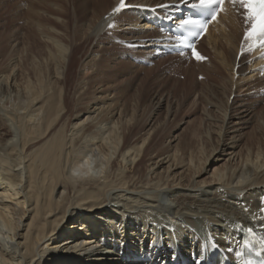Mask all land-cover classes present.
Listing matches in <instances>:
<instances>
[{
    "label": "bare ground",
    "instance_id": "6f19581e",
    "mask_svg": "<svg viewBox=\"0 0 264 264\" xmlns=\"http://www.w3.org/2000/svg\"><path fill=\"white\" fill-rule=\"evenodd\" d=\"M28 2L30 37L23 48L14 37L0 60V264H264V110L236 97L225 108L212 103L221 118L205 110L194 128L199 147L183 153L162 122L140 124L127 106L100 105L103 80L87 82L100 71L95 52L77 58L82 40L105 32L114 47L123 38L150 54L184 51L173 29L198 0H126L119 13L120 0L88 1L93 16L83 12L79 38L69 2ZM224 9L194 47L203 57L205 43L235 93L261 87L264 47L244 38L255 21L239 2ZM77 68L79 103L65 117L64 86Z\"/></svg>",
    "mask_w": 264,
    "mask_h": 264
},
{
    "label": "rangeland",
    "instance_id": "374dc122",
    "mask_svg": "<svg viewBox=\"0 0 264 264\" xmlns=\"http://www.w3.org/2000/svg\"><path fill=\"white\" fill-rule=\"evenodd\" d=\"M63 1L65 4L69 2L66 4L67 13H68L67 15H69V19H68L69 30L71 32H74L76 30L75 32L78 38L84 37L85 31L82 33L80 32L83 30V28H85V26L80 27L79 23L81 24L83 22L82 20L83 19L85 20L88 16L89 18L87 19L92 18L93 7L87 4V6L89 7L91 6V7L86 8L84 7L85 5L83 4H85L88 1L89 3H91L92 0H86V1L84 0L85 2L83 0H66V1L63 0ZM81 1H83L82 4H81ZM79 4L83 6L84 8H86V10H84V8H81L80 10L78 7ZM16 5L18 6L15 7ZM28 5H29L28 0H0V35H2V38L0 36V39H1L0 42L4 38L3 39L4 42L2 41L3 44L0 43V48H1L0 49V58H1L0 60L5 59L7 57L9 51H11V46H14V45L16 46L14 42H19L18 44H20L19 45L20 48L24 47V44L26 42L25 40L26 36L24 35H26L27 33H28L27 35H29L31 33L27 29L28 28V25L26 22L27 17L25 16V10L28 8ZM83 12L89 15L88 16L86 15L87 16L86 17ZM73 15H75V17L77 18V21H74L72 19ZM82 15L84 16L81 19ZM87 19L85 21H87ZM76 24H78V27ZM18 27H20V29ZM17 30H18V33H17ZM77 31L79 33H77ZM110 36L111 34L109 32H105V34H103L100 38L99 37L94 38L93 36L92 38L90 36L87 39L81 41L82 46L79 45L80 48L78 49V53L79 51L81 52L77 56L79 62L81 58L85 56L87 57L88 54L91 55L92 53L91 50L94 51L95 56H96L95 63L98 62V64H96L97 67L94 66L93 63L91 65H93V69L99 67L100 69L98 68V70L101 71V72L100 71L97 72V69L96 71L94 69L95 71L94 72L91 69V71H93V73L96 76L93 75L91 72L90 74H92L93 77H89V80H87V82L90 83V81L92 80L94 81L103 80L104 83L102 85H103V88L104 86L106 87V90H107V85L108 87L111 86L109 88L110 90L108 89L109 90L108 92L107 91L105 92V88L103 89L102 86L100 90L98 89L99 91L97 90L95 92L96 95L99 96V94H101L103 95L102 97H105L104 99H106V100L103 99L99 104L103 105L104 103H107L108 101L107 105L110 102H113L114 104H116L117 102V104L121 106H124V107L127 106L126 108L128 109V114H129V117L127 116V118L130 119L132 117H135L133 119L138 120L140 124H144L145 122L148 123V122H151L152 120L155 122H160V123L162 122L163 124L161 125L164 127L162 130L163 137H169V138L178 137L176 140L180 144V148L183 150V153L184 151L187 152L189 150L195 149L197 148V146L199 147L198 141L196 137L194 136L195 129H198V128L200 129V126H203L202 124L204 121L202 122V118H205L204 113L207 112L205 110H208L209 112H211L213 116L217 115L218 112H216L215 114V110H214L215 107L211 105L212 103L215 102L214 104H218V106L220 107L222 106L221 108H223L224 104L226 106L229 104V102L230 103L236 102L238 98L239 102H246L248 105V108L250 109L252 108L251 110H253L254 113L257 107H259L258 109H256L257 112L261 111L262 109L264 110V106H263L264 105V89H263L264 85L263 86L261 85L260 87L259 82L256 83V81H254L253 84L255 86L253 84H252L253 86L251 85L252 87H248V88L247 86L245 87L243 86L241 87L242 88L241 92L239 89V91L235 93L234 89H231L230 83L228 84L229 82V77H228L229 75L227 74L228 72L224 68L221 69V67L219 68L221 71H219V69L217 68L219 67L217 64V60H215L216 59L215 56L209 51L205 43L202 45L207 50L206 54L203 55L204 59L197 60L193 57L191 49L184 50V51H167L163 53L150 54L144 51L146 50L145 47H140L135 50L129 48L123 42V38H120L121 39L120 41L117 39L115 41L116 45L114 47V45H111L108 43V40H109L108 37ZM33 37L34 36L32 35L31 38ZM13 38L16 41L13 40ZM17 39H19V41H17ZM12 40L14 42H12L11 46H9L10 44L9 42ZM101 40H104V42H102ZM95 42H99V43H95ZM93 44L94 45L96 44V45L94 46ZM97 45H100V46L98 47ZM6 50H9V51H6ZM97 50L100 52L103 51L104 53L102 52V54H99L100 52H98ZM87 51L88 53H86ZM1 54H3V56ZM213 67H215L216 70L213 69ZM79 76H80L79 70L77 68L74 70L73 76L70 78L69 82L65 84L64 86L65 100L67 103L66 106H68V108L66 109L67 114H65V117H70L72 114L74 115V113L76 112L75 106L79 103L78 94L76 93V90H77L76 81L79 78ZM215 76H218L219 78L218 77L216 78ZM95 77L96 79H94ZM212 83H213V86H212ZM214 83L216 85L218 84V86H216ZM226 83H227V86H226ZM209 84H210V87L212 86V88L208 86ZM226 88L228 89L230 88L229 92H228V89L226 90ZM215 90L216 92H214ZM219 90H222V91H219ZM204 92H206L205 93L206 95H204ZM209 92L211 94H208ZM137 93L138 95H136ZM223 93L226 94L224 98H223ZM247 94L248 95L250 94L251 96L250 95L248 96ZM252 94L255 96H253ZM90 95L91 94L89 93L86 94L84 96L85 100H87ZM111 96H113V98L115 97L114 98L115 102ZM226 96L228 98H226ZM235 97H236V101H235ZM116 100H118L119 102ZM155 101H157L156 105H155ZM221 101L222 103L224 101L225 102L222 104L220 103ZM249 101H252V102H249ZM205 103L209 106H207ZM252 105H256L255 106L256 108ZM136 108L138 111L136 110ZM140 109H141V112H140ZM131 114H133V116ZM134 114L137 116H135ZM219 115L217 116L221 118V116ZM138 117L139 118L141 117L140 118L141 122L139 121ZM217 123H219V121L215 122V124ZM251 125H253V123H251L250 126ZM250 126L247 127V129L249 128L247 132L252 130L253 126L252 127ZM156 136L152 139L150 143L151 146L153 145L155 146L156 143H157L156 145H158L161 142L162 135H159L160 137L159 136L156 137ZM157 138H158V141H157ZM207 141L208 142L205 144L209 145L210 142L209 140ZM80 228L81 227H79V229ZM144 240L149 241L150 240L149 236H144Z\"/></svg>",
    "mask_w": 264,
    "mask_h": 264
},
{
    "label": "snow or ice",
    "instance_id": "6c2138e0",
    "mask_svg": "<svg viewBox=\"0 0 264 264\" xmlns=\"http://www.w3.org/2000/svg\"><path fill=\"white\" fill-rule=\"evenodd\" d=\"M239 2L245 9L247 10L246 19L249 21H257V16L254 15L251 11L250 0H231V3L235 5ZM226 0H198V4H194L193 7H199L201 9H207L211 12V19L215 21L219 12L224 11V5ZM125 7H127L126 0H120V3L113 9L115 13L121 12ZM184 25L193 26L195 28H199L202 31L206 30L207 22L195 20V19H185L183 21ZM244 38L246 41L255 40L256 43L264 47V5L261 6V14L258 22L252 23L250 30H246L244 34ZM182 43H186L182 41ZM191 47L192 55L197 60H202L204 57L200 56L199 52L195 49V47L191 45H187Z\"/></svg>",
    "mask_w": 264,
    "mask_h": 264
}]
</instances>
